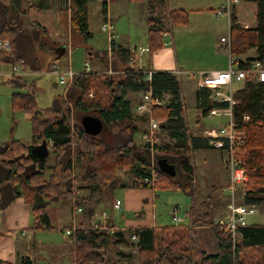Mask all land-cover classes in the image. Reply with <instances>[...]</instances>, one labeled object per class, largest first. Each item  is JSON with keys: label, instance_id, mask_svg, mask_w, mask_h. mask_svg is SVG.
Listing matches in <instances>:
<instances>
[{"label": "trees", "instance_id": "1", "mask_svg": "<svg viewBox=\"0 0 264 264\" xmlns=\"http://www.w3.org/2000/svg\"><path fill=\"white\" fill-rule=\"evenodd\" d=\"M117 0H112L116 2ZM149 3L148 38L149 52L162 49L161 34L167 30L161 19L154 17L157 7L167 9V0H133ZM256 6L257 27L244 30L231 15V34L240 31L243 39L232 44L233 53L241 54L248 48L256 49L255 60H264V0H244ZM89 0H72L71 25L73 32L87 41L92 38L88 23ZM107 12L106 4H103ZM189 14L186 11H171L169 19L172 25L186 24ZM33 30L24 28L22 14L0 2V38L8 39L12 45L10 54L0 52V62L14 65L20 61L34 72L39 71V59L36 57L35 44L41 30L32 25ZM111 51L117 52L126 62L131 53L121 46L111 44ZM240 68L244 64H240ZM7 82L16 90L13 95V107L16 110L35 111L36 88L24 77H12ZM152 90L154 98L170 96L165 108L154 107L149 116L141 117L147 123L150 117L165 121L162 132L169 138L170 144L161 148L159 156L168 159L176 166L177 176L183 175L186 181H178L163 174L158 165L149 164L148 146L140 153L135 135L140 131L138 119L127 98L130 91L146 94ZM91 94L93 96H91ZM211 92L200 87L196 93L197 108L207 117L212 109L228 108V103H215L210 99ZM68 103L63 96L55 99L52 107L37 112L31 118L33 124V144L42 141L52 144L50 155L52 164L47 160L35 162L30 156V146L13 140L10 144L0 145V209H6L16 199L23 198L30 206L33 216V229L36 231L53 230L47 210L61 201H75L85 205L86 199H76L79 190L92 193L103 187H135L164 189L180 187L190 193L197 180L194 153L213 149L209 141L202 136H193L187 127V114L182 101V88L178 77L169 72H155L151 83H146L143 71L128 69L121 80L115 82L111 76L92 72H82L74 78V92ZM238 103L234 106L237 123L246 129L247 138L239 159L246 171L248 181L246 205H256L264 211V84L245 83L235 94ZM89 114L96 112L103 123V130L97 136L85 133L82 124L72 122V108ZM243 115L250 121L243 123ZM49 158V157H48ZM34 162L36 164H34ZM35 165L36 169L32 170ZM29 172L26 173V170ZM127 170L132 182L122 184L120 171ZM150 179L154 184H148ZM164 181V183H163ZM96 188V189H95ZM91 193V194H92ZM199 216L195 217L194 207L190 215L192 225H171L161 228L124 231L114 234L97 229L95 226H81L69 238L74 242L72 264H117L107 258V250L114 246H126L137 250L138 264H264V225H249L243 230L242 238L233 247L225 237L224 231L214 225L213 214L224 205L217 198H208L201 205ZM209 226L218 236L224 254L208 255L202 249L197 238L196 227ZM112 227V226H110ZM72 229V228H69ZM135 236L137 240H133ZM0 264H9L0 261ZM22 264H35L31 258L22 259Z\"/></svg>", "mask_w": 264, "mask_h": 264}, {"label": "rangeland", "instance_id": "2", "mask_svg": "<svg viewBox=\"0 0 264 264\" xmlns=\"http://www.w3.org/2000/svg\"><path fill=\"white\" fill-rule=\"evenodd\" d=\"M201 1L170 0V3L173 7H185L188 10L189 14L188 21L186 24H184L188 25V27H183L182 29L175 28L173 30V33L179 45V60L183 64L182 68L185 71L184 74L179 75V80L181 82L183 90L184 103L188 108V116L190 119L191 117H193L195 110L193 108L195 104V89L197 86V81L199 79V69L197 67L200 66V70H211L227 67L228 56L226 52L222 49L221 39H229L231 35L228 22L229 17L224 14L222 16H219V18L221 19L217 20V17L213 13L214 10L217 11L221 9L222 6L227 3V0ZM98 2L99 4H101L102 7V3L99 0ZM194 2H196L197 4H194ZM198 5H201V8H198ZM93 6L98 5L95 4ZM210 7H213L214 10H211ZM246 7L247 9L248 7L250 8V6L243 1H241V3L238 5V8L241 10L242 15L241 21L242 23L243 21L252 23L253 19L256 20L255 14L250 12V10H246ZM196 9L201 10L196 11ZM130 10L132 13L130 12L129 15L124 14L123 17L119 19L117 18L114 22L116 30L119 34V43H121V45L125 47H129L131 50H133V52L138 51V55L142 48H148L149 45L148 24L145 18H142L141 12L134 8H130ZM95 15H97V13H95ZM154 17H158L162 20L165 28L167 29L165 31L168 32V29L171 25L168 10H164L160 7H157L154 11ZM93 20V23L90 24V31L93 34L92 38L87 41L81 40L74 44V48L70 51L71 53H69L68 56H66V58L60 62V69H62V71H67L69 68V64L70 66L72 64L75 65V71H84L85 61L88 60V62L91 63V60L89 59V53L91 51L99 52L101 54L109 52L110 38L107 33H104L101 30L103 22H98V17L96 19L93 18ZM238 35L239 32H236L233 38H236ZM247 52L250 54L253 53L252 50H248ZM145 55L146 57L148 56L147 53H145ZM113 58L116 59L115 57ZM42 60L49 61V57L43 55ZM108 64L109 61L107 60V66L105 70L97 72V61L94 60V63H91L92 71L94 73L106 74L108 76H110V73H119L117 74L119 76L117 79H120L125 76L126 72L122 70V67H120L119 65L117 66V64H113V67L110 68ZM54 67L55 66H53L52 63H45V65L39 68L40 72H37L28 78L25 77L26 80H28L30 84H34L36 88L35 100L37 104V110L35 111L14 109V93L19 91L25 92L26 90L14 89L7 82L6 77L0 76V145L10 144L13 140H16L25 143L30 147L34 146L33 124L31 122V118L36 115L37 112H41L44 109L52 107L55 99L59 96H63L69 104L72 103L69 97L72 92H74V81L69 86L60 84L59 77L55 76L52 73ZM6 69L7 67H3L0 68V71L3 72ZM121 71H123L124 73H122ZM189 74L191 76L190 78L188 77ZM117 79L115 80V82H117ZM242 87L243 85L241 83H236L234 85V90H240ZM91 96L93 95L91 94ZM131 96L132 100L135 102H139L142 100V95L133 94ZM71 108L72 122L74 124L81 125L82 119L85 116L97 117L96 112L84 114L74 110L72 106ZM136 116L141 117L138 115ZM203 121L206 129H209L211 127H217L220 124L227 122L225 118H205ZM192 133L194 135L200 134V129H193ZM243 135L246 142V129ZM160 137L162 141L158 155H160L161 148L163 146L170 144L169 138H167L165 133L161 132ZM135 141L136 144H139L141 142V135L139 133L135 135ZM242 147L239 155H241L242 153ZM194 157L196 162L197 182L193 190L195 191L200 189L199 191H202L203 193L207 194L211 191L212 187L217 186V189L220 190L219 192H222L219 188L224 185L223 183H225V180H223L222 177L218 175L217 170H222L226 172V169L223 163L219 160L220 155L214 150L208 149L196 151L194 153ZM53 161L54 156L51 154L47 159V162L48 164H52ZM31 166L32 170L36 169L35 165ZM27 172H29V169L26 170V173ZM119 177L121 178L122 184L130 185L132 182V179L127 173V170L120 171ZM176 179L178 181H186L183 175H178ZM124 190L125 188L123 187L113 188L101 186L100 190L98 189L96 191V196L100 200H98L97 203L98 213L97 219H94L95 221L98 219L102 220L104 213H107L108 215L111 212L116 213V211H112L113 207L111 204L117 199H124ZM79 191L80 194L83 195V197H86L89 194V192L87 191ZM149 192H152L155 195L153 211L156 216V223L158 226L173 224L171 218V210L175 206H179L182 209V213L180 214V216L184 219L185 223L183 224H190V220H187L185 217V210L190 209L191 198L183 191L182 188L174 187L171 189H164L160 186H157V188L155 189H149ZM238 196L241 197V193H239ZM194 197L197 203H200V201L203 199L200 194L196 193ZM149 201L150 198L146 199L145 203L149 204ZM239 202H241V200ZM70 204L71 203L69 201H61L58 204L53 205L52 208L48 210V213L51 215V221L55 229L49 231L43 230L35 235V239L38 242L37 246L39 247L35 251L34 249H32V251L30 250V256L33 257V259L37 258V261L34 259L37 262L36 264H42L39 259H42V257L46 258V254L47 256H52L54 259H56V256H61L63 253L65 256L70 254V248L65 247L67 246V243L71 242L70 238L66 234L67 229L65 228L71 225L72 223V221L70 220L71 216L67 215V212L71 206ZM88 206L89 205H87V207ZM123 214L126 215V213ZM212 217H214L215 219L217 218V216ZM120 218L121 217H119V219ZM247 222L249 225H263L264 211L261 208H258V211L255 214L247 218ZM32 242L33 241H31V243ZM42 247L43 249H47L46 247H48V252L44 254ZM123 250L127 253L134 252L132 248L124 247ZM114 253V250L108 252L107 256L109 257V259H116V257L114 258ZM209 253L215 254L214 252ZM133 254L137 257V254H135V252ZM60 260H57L58 262H55L54 264H58ZM110 261L112 260L110 259ZM121 264H125L124 261Z\"/></svg>", "mask_w": 264, "mask_h": 264}, {"label": "crops", "instance_id": "3", "mask_svg": "<svg viewBox=\"0 0 264 264\" xmlns=\"http://www.w3.org/2000/svg\"><path fill=\"white\" fill-rule=\"evenodd\" d=\"M197 1H201V0H197ZM241 1L245 2L244 0H239V3L233 7V14L237 18V22L242 29L254 30L257 27V23L255 19L252 20V23L245 22V21H243L242 23L241 21V18H242L241 10L238 8V5L241 3ZM0 2L4 4L5 6L12 7L16 11L17 14H22V20L24 22L25 29L29 31L33 30L34 28L32 27V25H35L36 29L41 30L40 38L38 42H36L35 44L36 57H38L39 62H40L39 68L45 65V63H52L53 66H55L53 71L58 70L61 73L73 72L76 76L77 74L85 71V70L75 71L74 64H72L71 66L69 64V68L67 71H62V69H60L61 68L60 62L63 61L66 58V56H68L69 53H71L70 51L71 49L74 48V44L81 40H84L82 37L75 34L72 29V25H71L72 0H0ZM245 3L250 6V8L248 7V9L246 7V10H250V12L255 14V10H256L255 5H253V3H248V2H245ZM95 4H97L98 6H93ZM194 4H197V3L194 2ZM111 5L112 6L109 7L108 12L105 13L103 4L101 7V4H99L98 0H89L88 2L89 28H90V24L93 23L94 21L93 18L96 19L98 17V22H103V23L107 21V19H109L111 23L113 24L115 28V32L117 34L115 46L117 47L121 46L123 49L128 50L131 53V59L130 61L126 62L124 58L120 57V55L117 52L111 51V43H110V50L109 52H106L105 54H101L95 51H91L89 53V59L91 60V63H94V60L97 61V65H98L97 72L105 70L107 66L106 65L107 60H108L109 61L108 65L110 66V68L113 67L112 66L113 64H117V66L119 65L120 67H122V70L124 72H127L128 69H132L135 71H143V72L145 71L169 72V73L176 75L179 79V75L184 74L185 71L182 68L183 64L179 60V54H178L179 45H178L176 38L174 37L173 30L175 28H178V29H182L183 27L187 28L188 25H181V24L172 25L171 24L167 32L169 35L168 40L170 39V42H171L169 46H165L164 40L163 38H161L162 49H159L152 54L149 51L142 52L140 50L139 54L137 55L138 51L133 52V50H131L129 47H125L121 45V43H119L118 41L119 34L116 30L114 21L117 18L119 19L123 17L124 14L129 15L131 12L130 8H134L138 10L139 12H141L142 18L144 17L148 24V18L150 16L149 3L147 1L117 0L116 2H113ZM198 6H199L198 8H201L200 7L201 5H198ZM97 8H98V12H97ZM210 8L211 10H214L213 7H210ZM167 10L168 12H171V11L188 12V10L185 7H179V8L173 7L172 4L170 3V0H167ZM199 10L201 9H198V10L196 9V11H199ZM220 10L221 9L217 11L216 10L213 11L214 15L217 17V20L221 19L219 18V16H222L218 14V11ZM95 13H97V15H95ZM228 22H229V28L231 32V18L228 19ZM236 32L237 33L239 32V35L236 38H233ZM236 32L230 35L229 39L231 40L232 44L233 43L238 44L243 39L242 33L240 31H236ZM248 50H252L253 53L252 54L248 53L247 52ZM145 53L148 54L147 57ZM43 55L49 57V61L42 60ZM256 56H257L256 49H253V48H248L241 54H236V53L232 54V57L234 61L236 62V67H239L240 64L242 63L244 64L245 62L249 60L255 59ZM113 57H115L116 59H114ZM86 63H89L90 72L94 73L92 71L91 63L88 62V60L85 61L84 67H86ZM12 66L13 65H8V64H4L0 62V68L7 67V69L4 70L3 72L0 71V73L2 74L0 76L6 77L7 80L11 79L12 77L7 76L6 74H9L11 72ZM197 68L199 69V79L197 81V86L195 89V104L193 107L195 110H194V115L193 117H191V119L188 116V108L186 107V104L184 103L183 90H182V101H183V105H184V108L187 114L188 129L190 130L193 136H202L204 138L203 134L205 131L219 130L222 126H225L228 123L229 119L227 117H216V118H225L227 122L220 124L217 127H211L209 129H206L203 120L205 118H210V117L209 116L205 117L202 111L197 108L196 93L198 89L201 87V81H202L204 74L209 73V72H214V71H224L229 68V56H228V66L227 67H223L219 69H211V70L209 69L200 70V66H198ZM27 69L31 71L33 75L36 73L30 67H27ZM123 71L121 72L124 73ZM117 74L119 73H116V74L110 73V76L112 77L114 81L119 77ZM188 77L189 78L191 77L190 74ZM121 79L122 78L117 79V81ZM207 89L212 94V90L209 88ZM238 90H234L235 94L237 93ZM133 94L142 95V100L139 102L133 101L132 96H131ZM143 95L144 94L142 93H138V92L135 93L132 91H130L127 95V98L131 100L132 102V109H133L135 116L138 115L136 113V106L143 101ZM210 99L214 102L211 96H210ZM138 116L144 117V116H149V115L144 114V115H138ZM141 117H139L138 119V124L140 128V131L138 133L141 135V142L139 144H136V146L137 148H140L138 149L140 150V153L148 155V153L143 149V146L145 145V143H143L142 141V135L148 129L149 121L147 123H143L141 122V119H140ZM193 129H200V134L194 135L192 133ZM211 150H214L220 155L219 160L223 163L226 169V172L222 170H217L218 175L221 176L223 180H225V183H223L224 185L221 188H219L221 189L222 192H219L220 190L217 189L218 188L217 186L212 187L211 191L207 194L203 193L202 191H199L200 189L195 190V191L193 190L190 193L183 190L191 198V207L189 210L187 209L185 210V217L187 220L188 219L190 220V224H185L188 226L192 225V223L194 222V218L190 215V210L194 207L195 217H198L199 216L198 212L200 213L201 211L200 205L206 200H208V198L210 197L217 198L219 202H221L224 205L223 208H220V211H217V213L211 215V216H217L216 219L212 217V219L214 218V221L221 218L224 215L227 204L230 201V194L227 191V188L230 184V171L226 165V161H227L226 152L220 149H216V148H213ZM149 157H150V154H149ZM160 158H163V157L159 156L158 160ZM158 160H157V165H158ZM195 186H196V183H195ZM81 191L89 192L88 196L83 197V195L80 194V191H78L76 193V197H77L76 199H82V198L86 199L90 195H91V198L88 201H86L85 205H78L75 201H72V202L69 201L71 203L70 204L71 206L67 212V215L71 216L70 220L72 221V223L71 225L65 227L66 229L73 228V227L78 228L81 226H95L96 227L97 225H107V226H112V227H116L124 231H127V230H137V229H142V228L155 229V228H161L165 226L174 225V224L162 225V226L157 225L156 223L157 219L153 211L155 195L152 192H149V189L135 188V187L125 188L124 199L122 200L117 199L122 202L121 210L117 211L114 208H112V211H116L117 214L115 212H111L109 215L106 213L108 217V220L106 222L103 221V218L102 220L100 219L96 221L94 220V219H97V213H98L97 203H98V200H100L96 196V191H93V193L87 189H84ZM195 193L200 194L203 197L202 200L204 201L201 200L202 202L200 201V203H197L194 197ZM239 193H241V197L238 196ZM236 197L238 199V202L241 200V202L239 203L244 204L243 203L244 197H243L242 191H238L236 194ZM148 198H150L149 204L145 203V200ZM116 201H113V203L111 204L112 207L114 206ZM87 205L89 206L87 207ZM52 206H50L48 210L51 209ZM78 208H82L83 211L81 213H77L76 210ZM48 210H47V213H48ZM119 213H122V214H119ZM123 213H126V215H124ZM48 215L49 217L51 216L49 213ZM119 217L121 218L119 219ZM38 232L40 231H36L33 229V216H32L31 206L23 198L16 199L6 209H3V210L0 209V261L6 262L9 264H22V259L24 258L33 259V257L30 256V254H31L32 249H34L35 251L39 247L37 246L38 242L35 239V235ZM196 233H197V238L199 240V243L202 249L206 252V254L214 255L209 252H214L215 254H221V255L224 254V251L221 246V243L219 242L218 236L216 235L214 230H212L209 226L207 225L197 226ZM31 241L33 242L31 243ZM65 247L70 248L69 255L65 256L63 253L61 256H56V259H54L52 256L50 255L47 256L46 254V258L42 257V259H39V260L42 262V264L43 263L44 264H54L55 262H58L57 260L61 259L58 264H72L73 257H74V253H73L74 242L71 240V242L67 243V246ZM124 247L128 248L126 246H119V247L112 246L107 250V255H108V252L111 250H114L115 252L114 258L116 257V259L110 258L112 262H117V264H121L124 261L125 264H138L137 250L133 249L135 254H137V257H136L133 254L134 252L132 253L125 252L123 250ZM46 248L47 249H43L44 254L48 252L49 250L48 247ZM107 258L109 259L108 256ZM34 259L37 261V258H34ZM36 261H35V264L37 263Z\"/></svg>", "mask_w": 264, "mask_h": 264}, {"label": "built area", "instance_id": "4", "mask_svg": "<svg viewBox=\"0 0 264 264\" xmlns=\"http://www.w3.org/2000/svg\"><path fill=\"white\" fill-rule=\"evenodd\" d=\"M102 4H106L107 12L109 7L113 3L112 0H99ZM239 3V0H227L225 6L218 11L219 15H227L231 18L233 14V7ZM106 12V13H107ZM104 33H107L110 38V43L115 42L117 39V34L115 28L111 21L107 19L101 27ZM168 33L166 31L162 32L161 38L164 40V45L169 46L171 42L168 40ZM222 49L229 56V68L224 71H214L204 74L201 86L209 88L212 90L211 97L215 103H228V108L225 109H212L209 113L210 118L216 117H227L229 119L225 126H222L219 130H208L205 131L203 136L207 139L211 146L216 149H220L226 152L227 161L226 165L230 171V184L227 188L230 194V201L227 204L224 215L214 221V225L220 230L224 231L225 237L229 239L233 247L242 238L243 230L249 226L247 218L258 211L256 205H246L238 202L236 194L238 191H242L243 197L245 199L246 190L244 189V184L248 181L246 171L242 167V162L239 159V154L241 152V147L245 144V139L243 133L245 129L237 123L234 117V106L238 103L235 99V91L233 89L236 83H257L264 84V60L247 61L244 63V67H236V62L234 61L232 54V42L230 39H221ZM12 51V45L9 40L0 38V52L4 54H10ZM142 52H148L149 49L142 48ZM86 72H90L89 63H86ZM138 72V71H137ZM141 72V71H140ZM55 76L59 77V82L62 85L69 86L74 81L75 74L73 72L61 73L58 70L52 72ZM145 81L146 83H151L152 76L155 72L145 71ZM0 75H2L0 73ZM9 77H28L33 75L25 67V62L22 60L17 64L12 66L11 72L6 74ZM225 89V90H224ZM227 90V91H226ZM226 91V92H225ZM170 100L169 95H165L163 98H154L152 90H149L143 95V101L136 106V113L138 115H151L152 109L165 108L168 106ZM243 123L250 121L248 115H243ZM165 123L163 120L155 119L150 117L149 127L143 133L142 140L146 146H148V152L150 154L149 164L152 167H156L158 160V152L161 146L160 133L162 132V125ZM50 149L52 144H50ZM146 183L154 184L152 180L146 179ZM122 207V202L117 200L113 208L120 211ZM82 208L76 210L77 213H81ZM182 209L179 206H175L171 210V218L173 224L180 225L183 224L184 219L180 216ZM108 217L106 213L103 215V221L106 222ZM97 229L104 230L110 234H114L119 230L116 227H110L107 225H97ZM77 230V227L72 229H67L66 234L70 236ZM133 240H137L135 236L132 237Z\"/></svg>", "mask_w": 264, "mask_h": 264}, {"label": "water", "instance_id": "5", "mask_svg": "<svg viewBox=\"0 0 264 264\" xmlns=\"http://www.w3.org/2000/svg\"><path fill=\"white\" fill-rule=\"evenodd\" d=\"M82 126L85 133L90 136H97L103 130L102 121L98 117L93 116H85L82 119ZM30 156L35 162L47 160L50 156V148L47 141L44 140L39 145L31 146ZM35 162L34 164H36ZM158 167L163 174L170 178H175L177 175L176 166L171 164L166 158H160L158 160Z\"/></svg>", "mask_w": 264, "mask_h": 264}]
</instances>
